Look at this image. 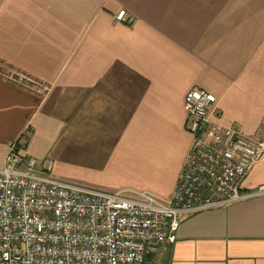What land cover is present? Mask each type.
<instances>
[{
  "label": "crops",
  "instance_id": "crops-1",
  "mask_svg": "<svg viewBox=\"0 0 264 264\" xmlns=\"http://www.w3.org/2000/svg\"><path fill=\"white\" fill-rule=\"evenodd\" d=\"M123 10L132 24L116 21ZM2 63L50 91L0 76V169L20 138L39 160L58 147L105 150L94 155L105 191L169 198L192 142L184 99L195 86L216 96L214 120L264 134V0H0ZM260 185L264 157L242 191ZM146 258L264 264V196L185 219L176 242Z\"/></svg>",
  "mask_w": 264,
  "mask_h": 264
},
{
  "label": "built area",
  "instance_id": "built-area-1",
  "mask_svg": "<svg viewBox=\"0 0 264 264\" xmlns=\"http://www.w3.org/2000/svg\"><path fill=\"white\" fill-rule=\"evenodd\" d=\"M116 21L134 22L125 10ZM17 77L7 78L37 95L50 91L30 76ZM216 103L198 86L185 96L192 142L169 198L61 182L51 160L27 155L22 138L11 142L0 169V264H148L150 250L176 242L185 219L264 196V185L242 191L264 157V134L248 136L214 120Z\"/></svg>",
  "mask_w": 264,
  "mask_h": 264
},
{
  "label": "rangeland",
  "instance_id": "rangeland-1",
  "mask_svg": "<svg viewBox=\"0 0 264 264\" xmlns=\"http://www.w3.org/2000/svg\"><path fill=\"white\" fill-rule=\"evenodd\" d=\"M0 76L17 77L18 73L12 72L2 63L0 64ZM17 79L20 78L17 77ZM22 82L34 85L26 80H22ZM28 90L37 95L31 89ZM56 149L54 150L56 159L52 156L46 158L53 162V175L56 179L68 184L105 191L103 189L105 188V165L101 164L98 158H94L96 154H105V150H89L78 147H58ZM94 160L95 162L92 163Z\"/></svg>",
  "mask_w": 264,
  "mask_h": 264
}]
</instances>
